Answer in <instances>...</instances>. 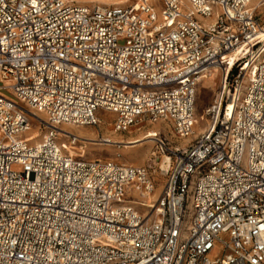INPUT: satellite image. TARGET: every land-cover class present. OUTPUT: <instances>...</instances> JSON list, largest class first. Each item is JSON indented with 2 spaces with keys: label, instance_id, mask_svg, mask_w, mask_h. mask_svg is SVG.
Instances as JSON below:
<instances>
[{
  "label": "built area",
  "instance_id": "2783aa9c",
  "mask_svg": "<svg viewBox=\"0 0 264 264\" xmlns=\"http://www.w3.org/2000/svg\"><path fill=\"white\" fill-rule=\"evenodd\" d=\"M262 2L0 0V264H264ZM99 110L189 141L147 132L139 166L72 154L85 140L61 125Z\"/></svg>",
  "mask_w": 264,
  "mask_h": 264
},
{
  "label": "rangeland",
  "instance_id": "374dc122",
  "mask_svg": "<svg viewBox=\"0 0 264 264\" xmlns=\"http://www.w3.org/2000/svg\"><path fill=\"white\" fill-rule=\"evenodd\" d=\"M77 1L89 2V1H84V0H77ZM100 1L104 2L105 4H112L113 1L118 2L121 0H100ZM132 1L133 0L124 1V4H129ZM153 4L155 8L159 11L162 7V0H153ZM256 12L259 14L262 22H264V2L261 3V5L257 8ZM204 21L206 22L207 20L205 19ZM212 70L207 73V76H209V78H208V81H206V84L204 85V87L202 84V79H200V81L198 82L197 93H196L197 99L195 101V116H197V122L194 127L195 134H198V132L205 126L206 120L203 115L204 110L207 107V105L214 99L213 97L220 84L221 75H222L221 71L219 69H212ZM108 113L110 112H107L104 110L97 111V116L100 122L95 126H79V127H83L86 129H90L93 132H96L97 134V139H98L97 141L96 140L95 141L85 140L86 143H82V145L85 144L84 146H86L87 144V147H84L85 148L84 155L88 158L114 159V160H118V161L125 162L128 164L137 165V166L146 165L150 162L149 161L150 150L153 146L151 142L143 143L142 145L139 146L134 143L133 144H123V143H110V142L102 141V138L104 136L111 135L112 133L113 135L117 136V138L118 136H121L123 139L127 140L128 138L136 136L139 133H144V135H146L147 131H149L150 128L152 129L155 128L154 130H156L157 128L159 132H161V134L163 133L168 138V140H170L172 143L183 144L189 141V139H187V141L176 139L172 135L173 133L170 130V126H171L170 122L162 121V120L145 122L144 124H139V125H133L126 132L125 131L123 132L114 131L113 129L114 116L113 115L110 116V114ZM27 115H28V118L31 124V130L29 132L30 138L33 139V141H38L43 135L45 128L41 124V121L39 119L33 117L32 115L28 113ZM38 116L39 118L44 117L43 115H39V114ZM107 121H109V123ZM61 127L67 128L66 130H69L72 133H75L78 131V128L74 126L66 125V124H62ZM33 131L37 132L38 135L33 136L31 134ZM59 140L63 141L66 139L60 138ZM70 150L72 154H78L79 152H81L74 148H71ZM159 162H160V158H159ZM132 195H135V194L133 193Z\"/></svg>",
  "mask_w": 264,
  "mask_h": 264
},
{
  "label": "bare ground",
  "instance_id": "6f19581e",
  "mask_svg": "<svg viewBox=\"0 0 264 264\" xmlns=\"http://www.w3.org/2000/svg\"><path fill=\"white\" fill-rule=\"evenodd\" d=\"M84 1H89V2H100V3H104V2H102V1H100V0H84ZM124 1H127V0H121V1H113V3L112 4H120V3H124ZM213 69H219V68H213ZM212 70V69H211ZM211 70H209V71H211ZM220 70V69H219ZM209 71H207V73L209 72ZM208 78H209V76H207V74H204L203 76H202V84H203V87H204V85L206 84V81H208ZM199 86H201V85H199ZM197 107V106H196ZM38 114L39 115H42V113H36L35 115H37V117L35 116V118H37V119H39L40 120V118H39V116H38ZM108 123H109V121H107ZM76 128H78V131L77 132H75V135H77L79 138H81V139H84V140H91V141H97L98 139H97V134H96V132H93L92 130H90V129H86V128H83V127H76ZM62 129H64V130H66L67 128H62ZM203 129V128H202ZM201 129V130H202ZM67 131V130H66ZM69 131V130H68ZM154 131V129H152V128H150L149 129V131H147V132H150V135H151V133ZM109 132V131H108ZM112 132H113V130H112ZM115 133V132H114ZM33 136H36V135H38L37 134V132H35V131H33L32 133H31ZM106 135H107V133H106ZM111 135H113V133L111 134ZM111 135H108V136H104L103 138H102V141H105V142H110V143H123V144H137V145H142L143 143H152V138L150 137V136H146V135H144V133H139L138 135H136V136H133V137H130V138H128L127 140H125V139H123L121 136H118V138H117V136H115V135H113V136H111ZM34 138V137H33ZM187 139L188 138H185L184 140H186L187 141ZM101 140V139H100ZM86 143V142H85ZM97 143V142H96ZM85 145V144H84ZM146 145V144H145ZM147 145H149V144H147ZM144 146V145H143ZM84 147H87V144H86V146H84ZM85 148H83V146H82V148L81 149H79L78 151H83ZM144 149V148H143ZM70 150V149H69ZM70 152H71V150H70ZM72 153V152H71ZM162 166H164L163 164H162ZM149 197V199L148 200H144V202L145 203H149V204H151V202H152V200L154 199V194H152V195H149L148 196Z\"/></svg>",
  "mask_w": 264,
  "mask_h": 264
},
{
  "label": "crops",
  "instance_id": "0c3cea01",
  "mask_svg": "<svg viewBox=\"0 0 264 264\" xmlns=\"http://www.w3.org/2000/svg\"><path fill=\"white\" fill-rule=\"evenodd\" d=\"M212 71H213V70H212ZM108 114H110V116H112V115L114 116L113 113H108ZM154 129H155V128H154ZM156 130L159 131L157 128H156ZM156 130H155V131H156Z\"/></svg>",
  "mask_w": 264,
  "mask_h": 264
}]
</instances>
